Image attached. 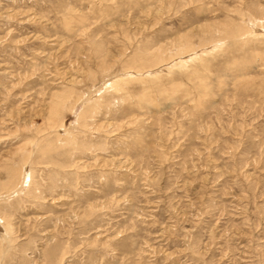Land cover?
Returning <instances> with one entry per match:
<instances>
[{
  "label": "rangeland",
  "instance_id": "rangeland-1",
  "mask_svg": "<svg viewBox=\"0 0 264 264\" xmlns=\"http://www.w3.org/2000/svg\"><path fill=\"white\" fill-rule=\"evenodd\" d=\"M0 264H264V0H0Z\"/></svg>",
  "mask_w": 264,
  "mask_h": 264
}]
</instances>
